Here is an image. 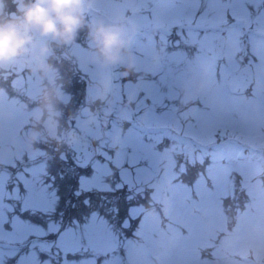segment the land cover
Returning <instances> with one entry per match:
<instances>
[{"label": "rangeland", "instance_id": "374dc122", "mask_svg": "<svg viewBox=\"0 0 264 264\" xmlns=\"http://www.w3.org/2000/svg\"><path fill=\"white\" fill-rule=\"evenodd\" d=\"M254 1L259 0L202 3L200 0H136L125 12L119 0H86L87 22L122 24L124 20L126 26H122L130 36L131 63L142 74L136 84H113L112 103L107 102L102 110L105 115L130 119L128 106L121 109L124 100L134 102L139 113L140 126L136 130L131 128L122 134L115 130L112 134L111 142L119 151L113 159H107L112 165L121 166L126 161L135 166L133 172L138 182L135 190L150 194L143 202H137L138 207L131 206L128 210L136 219L132 225L133 238L118 248L127 264H264V39L248 30L243 34L236 24L226 25L229 16L243 20L247 29L250 25L257 30L264 28V10L257 11L253 23L250 20L252 9L247 6ZM15 12L16 0H0V14ZM173 26L185 27L192 45L200 50L194 58L189 59L184 50L163 53L161 46L155 48L154 34ZM199 29H204V33L198 35ZM243 35L250 37V49L258 58L248 61L253 78L245 96L230 93L224 79L242 58L243 46L238 36ZM222 36L224 43L220 51L224 60L217 61L213 58L216 41ZM35 39L37 43L47 40ZM82 39V46H72L76 62L70 67L85 81L86 98L96 99L101 95L99 87L103 81H107L106 92L109 91L108 70L113 65H103L95 58L88 26ZM48 43L50 48L55 42ZM22 58L28 72L12 75L8 64L0 66V77L14 76V83L20 88L25 79L37 80L33 88L39 97L40 75L29 67L30 56ZM151 73L157 74V81L143 76ZM44 76L48 78L50 73ZM2 84L0 80V87ZM22 99L9 97L0 88V148L3 149L0 163L12 156L8 151L12 146L14 156L20 155L16 147L24 142L17 137L19 128L27 122L30 113L36 115L37 108L28 111ZM76 119L80 139L93 148L90 165L94 175L85 187L106 189L108 185L104 181L112 166L106 159L99 160L97 153L103 157L107 153L93 144L95 132L90 127L88 113L81 111ZM166 125L170 128L166 136L176 144L158 152L154 144L162 142L159 134L163 130L155 131L150 143L144 138H149L156 127ZM35 155L30 154L31 158ZM139 161L145 167L138 165ZM242 179L250 180L243 188L244 193L237 192ZM3 195V179H0V200ZM239 197L242 208H228V203ZM26 199L39 209L47 204L39 193ZM7 207L0 201V264H5L6 256L14 257L27 249L33 243L29 235L41 237L46 233L40 226L23 220L14 222L12 230H5L2 222L6 220ZM87 237V249L112 252L116 247L117 239L93 224L88 226ZM49 242L41 241L38 245L48 249ZM77 243L71 232L60 234L53 242L62 252L76 250ZM93 261L91 258L85 263ZM123 261L114 254L106 264H123ZM17 264H39L35 251L20 255Z\"/></svg>", "mask_w": 264, "mask_h": 264}, {"label": "trees", "instance_id": "16d2710c", "mask_svg": "<svg viewBox=\"0 0 264 264\" xmlns=\"http://www.w3.org/2000/svg\"><path fill=\"white\" fill-rule=\"evenodd\" d=\"M67 45L70 50L68 42L52 45L54 53L50 54L47 60L52 72L50 80L38 72L41 91L46 88L54 90L53 102L55 109L59 112L56 117L58 125L54 137L49 136L45 131L43 116H41V122L38 123L29 114L27 122L21 126L17 134V137L24 142V145L16 147L20 155L14 156L12 146L8 149L12 156L8 161L0 163L6 176L2 198L11 206L7 212L8 221L4 227L10 229L9 221L13 217H19L25 222L31 221L32 224L40 225L45 229L49 225H56V231L48 234L49 240L55 239L62 232H71L73 239L78 241L75 246L76 250L70 254V257L67 254L64 256L60 254L55 259L53 254H50L51 264H62L63 261L69 259L70 261L80 260V258L94 256L92 249H87L86 243L90 224L101 227L106 235L112 234L115 239H121L123 236L129 237V231L123 223L129 217V207L133 205L126 198L128 192L118 186L116 174L109 178V185L106 189L85 187L88 178L93 175L90 172L91 167L82 168L75 163L73 154L62 136V131L68 125L75 124L80 111H88L91 118L90 127L95 132L94 146L99 150L105 148L109 156L115 152L116 145L110 143L116 125L112 117L106 121L99 120L100 123L96 125L94 120L101 108L105 106L104 99L98 96L95 101L91 98L85 100V92L80 85L79 77L70 67V57L68 60L67 55L62 53ZM129 72H132V69ZM129 79L126 76L123 82ZM0 80L3 82L0 88H3L9 97H22L28 111L39 106L40 96H36L37 91L33 88L37 80L29 82L25 79L23 88L17 87L20 91L13 88L10 78L0 77ZM112 97L111 95V99ZM127 123L124 120L121 124L122 131L129 127ZM31 153H36L34 158H31ZM98 158L102 160L99 155ZM35 193L45 198L47 204L45 203L44 209L35 208L34 205L27 203L26 198ZM34 248L39 261L48 258V254L38 252L36 245ZM27 251L28 248L20 253L26 254ZM52 251L53 249H50V252ZM20 253L14 257L6 256L5 264H15ZM109 255V253H100L99 256L94 257V264L109 260Z\"/></svg>", "mask_w": 264, "mask_h": 264}, {"label": "clouds", "instance_id": "9594fccd", "mask_svg": "<svg viewBox=\"0 0 264 264\" xmlns=\"http://www.w3.org/2000/svg\"><path fill=\"white\" fill-rule=\"evenodd\" d=\"M86 0H16L15 14H0V66L30 56L29 67L47 74L50 65L47 56L49 41L57 44L71 41L84 26ZM88 35L95 50V58L103 65H123L125 73L132 67L128 52L130 36L118 22L100 20L88 23ZM35 37L47 38L37 43ZM101 95L107 90V81L101 83ZM54 90L43 89L35 120L43 124L49 136L54 137L59 112L53 102Z\"/></svg>", "mask_w": 264, "mask_h": 264}, {"label": "water", "instance_id": "95a60500", "mask_svg": "<svg viewBox=\"0 0 264 264\" xmlns=\"http://www.w3.org/2000/svg\"><path fill=\"white\" fill-rule=\"evenodd\" d=\"M124 7H128L132 5L134 0H121ZM242 28L244 25L240 22ZM223 40H220L217 45H221ZM23 66L20 59L14 62L11 66V69L16 71L19 70ZM250 77L247 70L241 69L237 72L231 73L227 77V86L229 90L233 93H241L248 83ZM67 142L69 147L74 151L75 160L79 162L81 165H87L91 156V152L87 149V147L80 141L77 136L76 130L74 128H70L67 131ZM118 174L123 181L124 184L128 186V189H132L134 187V181L132 177V173L128 168H121L118 171ZM248 185V181H242L241 186L245 187Z\"/></svg>", "mask_w": 264, "mask_h": 264}, {"label": "flooded vegetation", "instance_id": "af4514ba", "mask_svg": "<svg viewBox=\"0 0 264 264\" xmlns=\"http://www.w3.org/2000/svg\"><path fill=\"white\" fill-rule=\"evenodd\" d=\"M256 5H258L257 9H260V12L263 11V9H264V0H259V4H256ZM256 5L254 7H256ZM259 32L262 35V37H264V28H262ZM246 42H248V40Z\"/></svg>", "mask_w": 264, "mask_h": 264}]
</instances>
